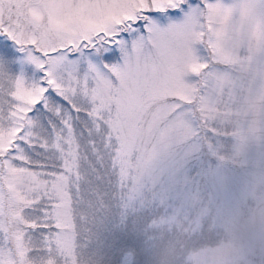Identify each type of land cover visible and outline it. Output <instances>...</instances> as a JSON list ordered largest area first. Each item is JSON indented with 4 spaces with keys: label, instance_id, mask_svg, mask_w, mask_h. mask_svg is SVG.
<instances>
[{
    "label": "snow or ice",
    "instance_id": "snow-or-ice-1",
    "mask_svg": "<svg viewBox=\"0 0 264 264\" xmlns=\"http://www.w3.org/2000/svg\"><path fill=\"white\" fill-rule=\"evenodd\" d=\"M0 264H264V0H0Z\"/></svg>",
    "mask_w": 264,
    "mask_h": 264
}]
</instances>
